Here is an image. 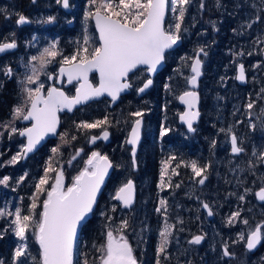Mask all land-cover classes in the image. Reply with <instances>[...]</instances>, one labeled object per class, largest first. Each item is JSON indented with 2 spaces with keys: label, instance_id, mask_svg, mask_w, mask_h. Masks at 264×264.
Returning <instances> with one entry per match:
<instances>
[{
  "label": "snow or ice",
  "instance_id": "snow-or-ice-1",
  "mask_svg": "<svg viewBox=\"0 0 264 264\" xmlns=\"http://www.w3.org/2000/svg\"><path fill=\"white\" fill-rule=\"evenodd\" d=\"M56 4L64 9L70 7L69 0H55ZM193 0H90V4L95 6V11H89L85 15V19H94L95 26L99 33L98 46L92 47L89 43L87 35L83 39V47L71 56H62L59 60V78L66 77L67 83L74 85L75 95L70 96L60 88L50 86L45 90V85L41 81V75H48L49 79H53L51 74L44 70L52 63L58 55L57 46L53 43L50 47L43 48L38 55L31 56L26 67L31 74L25 76L22 84L35 85V87H23L24 99L20 104L13 108V118L30 122V126H26L20 130L16 127H10L11 134H17L26 138V144L21 151L14 155L9 163L16 164L25 158L28 153L34 151L36 146L49 135H57V128L60 124L58 113L67 110L72 112L73 109L80 104L86 103L92 99H98L102 96L111 98V102L119 99L120 94L127 90L133 89L132 79L145 73L144 79L139 86L135 87L137 93H144L153 85L151 78L157 73L158 68L165 61V53L172 49L181 40L182 31H186L182 26L184 24L188 7ZM36 3V0H32ZM216 6L220 7V0H216ZM200 9L205 7L204 0H201ZM173 14L174 23L168 27L165 26V17L168 12ZM54 17L48 18V23L54 21ZM257 17V21H259ZM30 23V20L23 14H18L16 24L22 26ZM213 27L215 25L213 24ZM247 27L251 28L249 23ZM260 43H264L261 40ZM17 48L15 40L11 42L0 43V54ZM91 48V50H90ZM201 55L207 56L204 47H199L196 55L191 58L190 68L192 75L186 77L188 84L192 89L198 86V79L202 75ZM243 55V53H241ZM251 55V53H249ZM258 66V65H257ZM98 74V84H94L90 80V74ZM4 76L9 79L13 76V70L10 67L3 69ZM223 79V78H222ZM236 79L245 82L246 74L243 64L238 66V75ZM62 82V80H61ZM168 87L167 85L165 86ZM264 92V89H261ZM181 104L186 105L187 110L180 114V120L187 126L188 132H195L194 122L200 115L197 109L199 96L196 91L187 90L178 97ZM254 102L247 104L250 111L254 108ZM136 117L126 144L131 146V163L133 168L136 166L137 146L141 139V126L143 111L130 113ZM110 121L107 116L101 120L94 122H81L77 124L78 130H90L94 128L109 125ZM255 130V125H251ZM264 127V124H262ZM224 132V129H221ZM231 132L229 128L225 134ZM169 129L161 127V138L167 136ZM2 135V134H0ZM67 134L60 135L61 141L67 144ZM109 132L102 131L100 136H91V143H95L97 139L107 140ZM72 140L76 137L72 136ZM231 153L240 155L244 149L238 143L236 135L230 136ZM215 142H213V147ZM51 151L54 154L60 152L59 146L53 147ZM83 149L77 150L76 154L69 160H75ZM255 156L256 153L253 152ZM260 160L264 161V152L260 153ZM176 160L175 156H171L168 161L164 162L161 169L160 188L165 187L164 177L168 173L171 161ZM84 168L73 178L71 186L65 187L64 172L57 171L55 183L49 187H45L49 182V173L55 171L52 168L51 161L44 170V175L35 185L36 192L45 195V199L38 204L39 196L31 197L32 203L28 208L27 214H22L20 208H16L15 212L0 211V217L14 216L10 226H14V235L20 243L14 251L12 264H29V259L33 264H78L74 260L77 254V236L78 230L86 225L88 217L93 214L94 206L97 204V196L101 191V187L105 182V178L109 174V170L114 167L112 161L107 155H102L98 151L91 152L87 160L84 161ZM181 166L180 163L172 168L171 175H179L176 168ZM185 167H190L193 173V179L199 185H204L207 180L205 174L208 165L200 166L193 160ZM255 173H253L254 175ZM26 175V174H25ZM198 178V179H196ZM25 176L20 177L22 182ZM9 177L5 176L0 179V184L7 186ZM170 183V182H169ZM175 187L179 188L177 184ZM15 190V189H13ZM252 194L260 202H264V178H262L261 186L258 191L252 192L251 189H245V194L240 195L241 201L245 200V196ZM135 185L131 179H128L115 193L113 199L120 202L124 208H130L134 203ZM160 207L156 209L165 217L163 229L159 231L160 242L156 249L155 264H162V260H168V246L170 237L173 235V224L167 222V201L161 199ZM202 207L207 210L209 216L213 215V211L207 203L201 201ZM42 210L37 212V208ZM116 211V206L111 209ZM108 225L105 233V242L97 247L99 253L93 264H139L134 254V248L127 239V231L130 227L129 221L124 219L119 224H113L112 217H107ZM240 220L244 225H248V220H241V213L236 211L231 214L227 223L233 225L234 222ZM183 223V221H179ZM32 231L35 242L39 246V257H30L26 241L27 233ZM183 229H181L182 231ZM7 231V229L5 230ZM3 237L0 236V239ZM204 237L195 235L188 243L192 245H200ZM240 240L246 241V247L249 251L255 249L258 244L264 241V224L257 225L252 229L247 237L243 233L240 234ZM95 247V246H94ZM223 256L231 258L232 253L229 252L227 244L223 248ZM0 264H4L0 260ZM83 264H89L84 259Z\"/></svg>",
  "mask_w": 264,
  "mask_h": 264
},
{
  "label": "flooded vegetation",
  "instance_id": "flooded-vegetation-1",
  "mask_svg": "<svg viewBox=\"0 0 264 264\" xmlns=\"http://www.w3.org/2000/svg\"><path fill=\"white\" fill-rule=\"evenodd\" d=\"M260 2L261 0H220L221 6L217 7L216 0H205V7L201 10L199 1L193 0L189 6L185 16V23L191 25V30L193 31H189L187 39L190 46V53L188 55H190V58L194 57L199 47H204L207 52V56L201 55L200 57L202 60V75L198 80L196 88L199 96L197 110L200 112V115L193 125L196 129L195 132L190 133L186 131L185 127L178 123V116L182 113L183 109L176 104V97L186 90L183 89L181 91L177 89L181 82L178 79V74L185 62L176 70V76L171 81V86L169 87L171 97L175 100L174 106L158 109L159 115L155 118H153L151 113V93H148L154 87V83L139 97H137L135 91V87L142 83L145 76L144 73L133 77V89L128 90L126 94L120 95L114 106L109 107V101L104 97L92 103H96L99 107L102 105L106 106L107 110L114 111L117 116V113L120 114L122 112V106L128 101L129 97L144 100V126L147 128L152 124L156 125L158 123L160 129L161 127L169 129L168 135L165 136L166 140L162 138L161 141L166 142L163 144L166 156L176 157V160H173L175 164L190 163L193 160L197 163L207 162V159H211L214 155L211 156V146H213V143H210V138H214V147L222 148L217 161L227 165V173L229 174L231 169L239 165L237 167H239L241 174L235 176V179L243 173L246 175L243 181L248 184V181L252 178V174L249 173L248 176L247 173H244L245 169H247V172H252V167H256L254 163H260L259 168L254 172L255 176L259 179L258 186L255 189V191H258L262 178H264V166L261 165L259 158L260 153L264 152V130L262 127V124H264V92H261V89H264V56L262 55L264 43H260L261 40H264V31L261 29L250 31L249 28H245L246 31H242L239 22L241 19L249 20L259 17L258 15L261 12L260 8L262 6ZM69 4L70 7L65 12L60 8V5L56 4L55 0H36V3H32V0H0V43L5 41L11 42L12 40H15L17 43L16 49L0 54V87L12 80L14 76L25 77L27 75L29 69L26 65L31 56L36 53L38 34H43L47 38L49 47L55 43L58 53L60 52L64 56L73 55L78 48L84 46L83 33L80 31V25L84 17L80 11L81 6L74 7L72 0H69ZM213 13L216 15L215 21L208 18V15L212 17ZM18 14L26 16L30 20V23L18 26L16 24ZM49 17H54V21L48 23ZM213 24L215 27H213ZM227 28H231V31H225ZM91 29L92 38L89 43L92 47H95L98 46V41L93 28ZM182 40H185L183 33H181ZM59 60L58 55L44 70L53 77V79L49 80L48 75L46 76L45 90L50 86H55L72 96L75 89L74 85L69 84L64 86V78H61L62 82L60 80L59 84L55 83L57 69L60 67ZM189 62L191 63V59ZM232 62L233 65H231ZM239 64H243L245 67L246 81L243 86L236 85L234 81L235 70ZM7 67L13 70L11 79L3 74V69ZM90 80L96 84L94 73L90 74ZM177 91H179L178 94H176ZM249 102H254L255 105L250 111L247 109ZM235 106L238 108L237 111ZM71 114L62 113L58 116ZM233 115L234 117H232ZM238 115H240V125L233 126L232 122H234L235 117ZM134 120L130 121L123 139L127 155L129 149L125 145V139ZM18 123L20 124V120ZM20 125V130L28 126V124ZM251 125L256 126L255 130L252 129ZM202 127L204 130H202ZM226 128L231 129V132L227 135L225 134ZM221 129L225 131L222 132ZM110 130L112 131L113 129L110 128ZM231 135L237 136L238 143L244 149V152L238 156L230 154L229 137ZM110 136L111 134L109 133L108 144L110 143ZM201 137L204 140L203 138L201 140ZM19 140L22 141V139ZM145 141L144 157L147 158L153 151L150 148V139L146 138ZM97 143L108 145L99 141L95 142V144ZM204 146L206 147L205 149ZM198 150L199 154L197 155L196 152ZM253 152L256 153L255 156ZM247 163L252 164V167H248ZM144 172L146 175L147 170L144 169ZM192 184V182L185 181L179 191H175V187L168 189L169 200H172V194L178 196H175V199L172 200L169 223L175 226L174 230L176 227H179L180 230H175L173 233L167 250L169 259L162 260V264H200L203 260L206 261V264H236L237 259H239L237 256L240 255L244 256L245 264H258L255 257L260 255V245L264 241L251 252L244 249L245 241L242 245V251L238 250V247L228 246V250L233 256L231 258L224 257L222 254L224 245L221 244L223 241L219 235H216L215 223L212 218L208 220L204 211L200 208L202 200L197 208L190 200L187 201L184 207L177 209L178 206L175 203L179 199V195H185L187 186ZM202 186L197 187L196 184V189ZM196 189L192 190L197 191ZM187 194L189 196V192ZM193 194V192H190V196ZM203 197L205 198V194ZM245 207H247L245 210L247 215H251L253 211L255 212L257 209H260L262 211L261 216L263 217L259 221L244 225L243 234L247 237L249 232L257 225L264 224V202L257 203L253 195V198ZM255 213L258 214L257 212ZM179 221H183V223H179ZM181 229L183 230L181 231ZM195 235H202L204 237L200 245L188 243ZM237 239L239 238L235 236L228 237L230 241ZM217 252L220 253V258H217ZM150 255L154 256L155 253L144 251V264H155L156 259H150Z\"/></svg>",
  "mask_w": 264,
  "mask_h": 264
},
{
  "label": "trees",
  "instance_id": "trees-1",
  "mask_svg": "<svg viewBox=\"0 0 264 264\" xmlns=\"http://www.w3.org/2000/svg\"><path fill=\"white\" fill-rule=\"evenodd\" d=\"M72 1L74 7L81 6L80 11L84 17L87 12L95 11V6L90 4V0ZM260 3L262 6L260 8L261 12H259L258 15L260 18L259 21L254 22L251 19H241L239 24L240 27H242V31H246L245 28H249L247 27L249 23L252 24V27L249 28L250 31L259 29L264 31V0H261ZM168 18L169 12L166 14L165 26L170 20ZM225 31H231V28H227ZM47 46L49 47L47 38L43 36V34H38L35 55H38L39 52ZM189 53L190 46L187 40H182L179 47L171 52L165 53L163 68L153 77L154 87L148 92L151 93V113L153 118L159 115L158 109L174 106L175 100L171 97L169 87L171 86V81L176 76L175 72L178 67L184 60L190 61V59H184L185 57L190 58V55H188ZM62 56L64 55H59V58L61 59ZM231 65H233V62ZM24 80L25 77L23 76H14L12 80L0 87V134H2L0 135V179H3L5 176L9 177L7 186L0 184V211L14 213L16 208H20L22 214H27L28 208L32 203L31 197L33 195L39 196L38 204L46 198L45 195L36 192L35 185L44 175V170L48 166L49 161H51L52 168L55 169V171L49 173V182L45 187L52 185L57 171L64 172V184L65 187H68L71 185L73 178L82 170V164H84V161L90 156L91 152L98 151L102 155H107L114 167L111 169L105 181L94 209L106 206L107 201L103 200L104 193L107 190L115 192V189H117L116 187H120L122 182L129 176L128 179H131L135 185L134 204L129 211H123V213H121L123 216L119 218L113 216L112 223L119 224L120 221L124 219L129 221L130 227L127 231V239L134 248V254L139 264H144V251L155 253L154 256L150 255V259H156V249L160 242L159 231L163 229L165 221L164 215L156 211V209L160 207L159 201L161 199L167 201V222L169 223V212L172 200H169L168 189L174 188L177 184L181 186L185 181L194 184L197 183L196 180L193 179V173L190 167L184 166L185 164H189V162L180 163L181 167L176 168L179 175H171L172 168L176 167V164L171 161L168 173L164 177L165 187L163 189L160 188L161 169L164 166V162L168 161L170 157H167L164 152L163 144L166 142L161 141V129L158 123H156V125L152 124L147 128L144 126V100L129 97L128 101L122 106V112L120 114L117 113V116L114 111L107 110L106 106L102 105L99 107L96 103L80 107L71 115H61L59 117V130L54 140L47 141L36 153L27 157L23 163L19 161L16 164H11L9 162L12 157L22 149V141L17 138V134H11L10 131V127H16L17 129L21 128V125L18 123L19 120L13 118V108L24 99L23 87L33 86L22 84L21 82ZM166 85L168 86L167 88L165 87ZM182 86L183 85L180 83L179 87L182 88ZM178 92L179 91H177L176 94H178ZM136 111H143L144 116L142 117L143 126L141 140L136 152V170L133 172L129 156L127 155V149L123 144V139L130 121L136 119V117L131 116L130 113ZM105 116H107L110 121L109 125L90 130L77 129V124L81 122H94L103 119ZM239 116L240 115L235 117L234 122H232L233 126L240 125ZM105 128L111 134L110 143L108 145L97 143L91 148H88L87 142L89 137L93 135L96 136L100 131L105 130ZM110 128L113 130L111 131ZM202 130H204L203 127ZM62 134H67L66 138L69 141L67 144L60 139V135ZM72 136H75L76 139L72 140ZM203 137H201V140ZM146 138L150 139V148L153 151L147 158L144 157ZM163 140H166L165 137H163ZM214 141V138H210V143ZM57 146H59L60 152L54 154L51 149ZM211 147L214 158L216 156V161L209 158L207 162L203 161V163H198L200 166H209L205 173L208 178L206 180V195L203 201L207 203L213 211L212 220L215 223L214 228L215 231L218 232L217 235H219L223 241L221 244L238 247V250L242 251L244 241L240 239L230 241L228 237L235 236L239 238L240 234L244 232L245 226L240 220L234 222L233 225H229L227 221L231 214L236 211L241 213V220H248V225L263 218L260 209L255 211L258 214L254 211L251 215L245 213L247 209L245 206L253 198L252 194L246 195L244 201L239 199L240 195L245 194L246 188L251 189L252 192L257 188L259 179L255 174L253 175V173L259 168L260 163H254L256 164V167L254 166L255 168L252 167V164L247 163L248 167H252V172H247V169H245L244 173H247L248 176L249 173H251L252 178L248 181V184H246V182L243 181L246 175L243 173L241 176L237 177V179H233V177L227 175V165L217 161L221 150L213 146ZM205 148L204 146V149ZM79 149H83V151L71 162V164H69L70 157ZM144 169L147 170L146 175ZM22 176H25V179L19 182ZM230 180H232L236 189H231L233 183ZM39 211H41L40 207L37 208V212ZM12 219H14V216L0 217V236L3 237L0 239V260H2L4 264H12L15 248L21 243L14 235V226H10ZM107 225L108 220L99 222L98 219L91 214L86 225L78 230L77 254L74 257V260L78 262V264H83L84 259H87L89 264H93L94 260H96L99 255L97 247L105 242ZM6 229L7 231H5ZM172 232L174 233V228ZM27 236L28 240L26 243L30 257L38 258L39 248L31 230L27 233ZM172 237L173 235L169 239ZM259 254L260 255L255 257V260H257L258 264H264V243L260 245ZM29 264H33L31 259H29ZM200 264H206V261L203 260Z\"/></svg>",
  "mask_w": 264,
  "mask_h": 264
},
{
  "label": "rangeland",
  "instance_id": "rangeland-1",
  "mask_svg": "<svg viewBox=\"0 0 264 264\" xmlns=\"http://www.w3.org/2000/svg\"><path fill=\"white\" fill-rule=\"evenodd\" d=\"M199 1V5H200V2H201V0H198ZM205 1V0H204ZM188 9H189V7H188ZM196 9V8H195ZM207 9V8H206ZM206 11V10H205ZM199 13V12H198ZM215 17H216V15L213 13L212 14V17L210 16V15H208V18H209V20H212V21H215L214 19H215ZM168 19H170L169 20V22H168V24L166 25V27H168L170 24H172L173 23V15H172V13L169 11V18ZM252 21H256L257 20V18H252L251 19ZM70 21H71V19H70ZM184 29H186V31H182V33L184 34V36H185V40H187L188 39V35H189V31H193V30H191V25H188L187 23H185V20H184V24H183V26H182ZM92 27H91V24H90V21H89V19H85V17H83V21L81 22V25H80V31H82V33H83V37L85 36V35H87L88 36V38H89V41H90V39L92 38V34L90 33V31L92 30L91 29ZM91 29V30H90ZM185 63H183V67L181 68V71L179 72V74H178V79L181 81L180 83L183 85L182 86V88H177L178 90H183V89H186V86H185V83H186V77H190V74H189V72H188V66L187 65H189L190 64V62L189 61H184ZM189 63V64H188ZM28 74H31L30 73V71L28 70V73H27V75ZM46 76L47 75H41L40 76V79H41V81H43V83H44V85L46 84ZM178 83V82H177ZM179 86H180V84H179ZM32 87H35V85H33ZM178 87V86H177ZM235 108H236V111L238 110V108L235 106ZM232 117H234V115L232 116ZM229 125H231V123H229ZM229 129V128H228ZM227 128H226V131L228 130ZM88 143V142H87ZM217 149H219V150H221L222 148H217ZM209 153V152H208ZM212 153V152H211ZM76 154V153H75ZM74 154V155H75ZM196 154L198 155L199 154V150L196 152ZM213 154V153H212ZM212 154H211V156H212ZM73 156V155H72ZM72 156L70 157V158H72ZM212 159L214 160V161H216V156H215V158H214V155H213V157H212ZM87 160V159H86ZM231 162V161H230ZM83 166H82V169L84 168V164H82ZM237 166H239V165H237ZM235 167V168H233V169H231V171L229 172V174H228V176H230V177H233V179H234V177L235 176H238L239 174H241V171H240V169H239V167ZM128 178H129V176H128ZM128 178H126L125 180H124V182L128 179ZM231 182H232V180H230ZM124 182H122V184L124 183ZM233 183V182H232ZM121 184V185H122ZM116 188H118V186L116 187ZM176 189H175V191H179L180 190V188H181V186L179 187V188H177V187H175ZM192 189H196V184H192V185H190V186H187V192H189V196H188V194H187V192H186V194L185 195H183V196H180L179 195V199L176 201V203H175V205L176 206H178L177 207V209H180V208H182V207H184V205L187 203V201H192L191 203H193L194 205H195V207L197 208V206H199V203H200V201L202 200H204L205 198L203 197L204 196V194H205V192H206V189H207V186H206V182H205V184L202 186V187H200L199 189H196L197 191H193ZM231 189H236L235 188V186H234V183H233V185H231ZM116 190V189H115ZM190 192H193L194 194L193 195H191L190 196ZM105 195H104V197H103V200H106L107 202H106V206H101L100 208H95L94 210H93V216L96 218V219H98V221L99 222H101V221H106L107 220V218H106V216L104 215V214H107V217H112L113 218V216H115V218H119V217H121V216H123V215H121V213H123V211L122 210H120L119 209V206L116 204V203H114L113 202V194H114V191H109V190H107L105 193H104ZM206 195V194H205ZM175 196H177V195H174V194H172V200L173 199H175L174 197ZM178 197V196H177ZM204 202V201H203ZM113 206H116V211L115 212H112L111 211V209H112V207ZM194 206H193V208H195ZM106 230H107V228H106ZM176 231H179L180 230V228L179 227H176V229H175ZM175 230H174V232H175ZM105 233H106V231H105ZM218 234V232H216V235ZM22 243V242H21ZM217 258H220V253L219 252H217ZM237 258H239V259H237V261H236V264H245V259H244V256H242V255H240V256H237Z\"/></svg>",
  "mask_w": 264,
  "mask_h": 264
},
{
  "label": "water",
  "instance_id": "water-1",
  "mask_svg": "<svg viewBox=\"0 0 264 264\" xmlns=\"http://www.w3.org/2000/svg\"><path fill=\"white\" fill-rule=\"evenodd\" d=\"M60 8L63 10V11H65V12H67L68 11V9H64L62 6H60ZM165 20H166V17H165ZM90 22H91V24H92V28H93V31L95 32V34H96V39H97V41H98V44H99V33H98V31H97V29H96V26H95V20L94 19H90ZM181 45V40L178 42V44L177 45H175L172 49H170V50H168L166 53H168V52H171V51H173L174 49H176L177 47H179ZM262 55L264 56V47H263V51H262ZM191 64V63H190ZM239 66V65H238ZM238 66L236 67V70H235V75H234V81H235V83H236V85H238V86H243L244 84H245V82H241V81H239V80H237L236 79V76L238 75ZM163 68V64L158 68V71H157V73L161 70ZM188 72H189V74H190V76L192 75V73H191V71H190V68L188 69ZM58 73H59V68L57 69V77H56V81H55V83L56 84H59V82H60V80H61V78H59V76H58ZM156 73V74H157ZM95 74V76H96V84H98V82H99V80H98V74H96V73H94ZM156 74H154L151 78H153ZM144 75H146L145 73H144ZM201 78V76L199 77V79ZM198 79V80H199ZM49 80H51V79H49ZM64 80H65V83H64V86H67V85H69L68 83H67V79H66V77H64ZM185 85H186V90L185 91H187V90H193V91H196V88L195 89H192L191 88V86L188 84V82H187V80H186V83H185ZM147 91V90H146ZM128 92V90L127 91H125V92H122L120 95H123V94H126ZM184 92V91H183ZM183 92H181L180 94H178L177 95V97H176V104L178 105V106H180L182 109H183V111H182V113L184 112V111H186L187 110V107H186V105H183V104H181L180 103V101H179V99H178V97L180 96V95H182L183 94ZM145 93V92H144ZM144 93H137L136 92V95H137V97H139V96H141L142 94H144ZM73 95H75V89H74V91H73ZM72 95V96H73ZM102 97H104V98H106L108 101H109V107H112V106H114L115 104H116V102L118 101H115L114 103L113 102H111V98L110 97H108V96H102ZM102 97H100V98H102ZM100 98H98V99H92V100H89L88 102H86V103H83V104H80V105H77L74 109H73V111L74 110H76V109H78L79 107H82V106H85V105H87V104H89V103H92V102H95V101H97V100H99ZM197 110V109H196ZM73 111L72 112H68L67 110H65V111H62V112H60V113H58V115L59 114H62V113H65V114H71V113H73ZM181 113V114H182ZM142 119V118H141ZM134 122V121H133ZM133 122H132V124H133ZM178 123L179 124H182L184 127H185V129H186V131H188L187 130V126L180 120V115L178 116ZM196 123V121L194 122V124ZM20 124H28V126H30V122H28V121H23V120H20ZM132 124H131V126H130V128H129V130H128V132H127V135H126V139H125V145H126V147L129 149V152H128V156H129V158H130V163H131V160H132V158H131V152H130V149H131V146L130 145H128V144H126V140L128 139V137H129V134H130V131H131V127H132ZM25 128V127H24ZM24 128H22V129H24ZM21 129V130H22ZM58 129H59V126H58V128H57V133H58ZM263 130H264V127H263ZM141 131H142V126H141ZM191 133V132H190ZM102 134V132H100L97 136H100ZM91 137V136H90ZM90 137H89V139H88V143H87V147L88 148H91L95 143H91V141H90ZM18 138L19 139H22V141H23V146H24V144H26V138H24V137H20L19 135H18ZM56 138V135L55 136H52V135H49V136H46L41 142H40V144H38L37 146H36V148L34 149V151L33 152H31V153H28L27 154V156L25 157V158H23V159H21L20 160V162L21 163H23L24 161H25V159L27 158V157H29L30 155H33L43 144H45L47 141H49V140H54ZM141 140V139H140ZM97 141H99V142H102L103 144H108V142H109V137H108V139L107 140H103V139H97L96 140V142ZM138 147V146H137ZM229 150H230V154L231 155H233L232 153H231V143H230V137H229ZM91 155V154H90ZM233 156H236V155H233ZM71 160V159H70ZM73 161V160H72ZM261 165L262 166H264V161H261ZM131 167H132V171L133 172H135V170H136V166H135V168H133V166H132V163H131ZM110 172H111V169L109 170V174H110ZM109 174H108V176H109ZM56 176V175H55ZM107 176V177H108ZM107 177L105 178V181H106V179H107ZM55 183V177H54V181H53V183L52 184H54ZM104 184H105V182H104ZM104 184L102 185V187H101V191H102V189H103V186H104ZM123 185V184H122ZM121 185V186H122ZM71 186V185H70ZM120 186V187H121ZM199 186H201V185H199L198 183H197V187H199ZM120 187H118L116 190H115V192H114V194H113V197H114V195H115V193L118 191V189L120 188ZM101 191H100V193H101ZM99 193V194H100ZM99 194H98V196H99ZM98 196H97V198H98ZM254 198H255V196H254ZM134 201H135V197H134ZM255 201L257 202V203H261L257 198H255ZM113 202L114 203H116L118 206H119V209L120 210H122V211H128V210H130V208L133 206V204H132V206L130 207V208H124L121 204H120V202H118V201H115L114 199H113ZM200 208L204 211V213H205V215H206V218L208 219V220H210L211 218H212V216H209L208 214H207V210H205L203 207H202V204L200 205ZM42 210V209H41ZM90 217V216H89ZM88 217V218H89ZM78 237V236H77ZM37 244V243H36ZM259 245V244H258ZM257 245V246H258ZM37 246H38V244H37ZM38 248H39V246H38ZM244 249L246 250V251H249L248 249H247V247H246V241H245V244H244ZM255 249H253V250H251V251H254ZM251 251H249V252H251Z\"/></svg>",
  "mask_w": 264,
  "mask_h": 264
}]
</instances>
